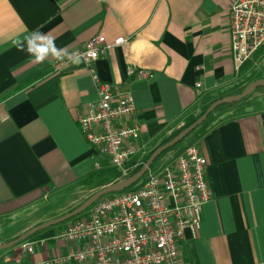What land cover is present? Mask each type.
Instances as JSON below:
<instances>
[{
    "label": "crops",
    "instance_id": "1",
    "mask_svg": "<svg viewBox=\"0 0 264 264\" xmlns=\"http://www.w3.org/2000/svg\"><path fill=\"white\" fill-rule=\"evenodd\" d=\"M233 1L0 0V244L64 215L30 218L48 192L81 186L87 191L83 202L126 178L121 170L120 176L88 187L89 180L116 168L87 142L76 121L98 98L99 83L133 97L142 145L129 161L136 166L210 103L235 97L254 79L264 80L247 79L264 58V44L234 66ZM37 28L67 52L97 34L126 40L92 63L97 82L82 61L59 65L50 58L36 64L14 46L17 37ZM140 69L151 76L140 77ZM227 104L174 155L196 144L207 160L211 189L199 228L184 230L183 264H264V91L253 88ZM17 224L2 234V228ZM65 227L52 225L29 237L33 254L20 243L1 249L0 264L66 253L73 244L55 238Z\"/></svg>",
    "mask_w": 264,
    "mask_h": 264
},
{
    "label": "built area",
    "instance_id": "2",
    "mask_svg": "<svg viewBox=\"0 0 264 264\" xmlns=\"http://www.w3.org/2000/svg\"><path fill=\"white\" fill-rule=\"evenodd\" d=\"M229 36L238 69L264 44V0L233 1ZM125 40L97 34L69 53L84 54L82 62L98 82L92 63ZM90 52L97 55L92 57ZM137 73L142 78L151 76L145 69ZM97 92L98 98L77 117V125L109 165L125 174L127 163L142 146L133 97L130 92L114 91L108 83H99ZM210 198L207 160L196 144H190L171 159H160L157 168L150 167L132 188L101 196L70 219L55 237L73 244L66 253L26 264H183L184 230L199 228L202 206ZM20 244L25 252L34 253L35 242L25 239Z\"/></svg>",
    "mask_w": 264,
    "mask_h": 264
},
{
    "label": "rangeland",
    "instance_id": "3",
    "mask_svg": "<svg viewBox=\"0 0 264 264\" xmlns=\"http://www.w3.org/2000/svg\"><path fill=\"white\" fill-rule=\"evenodd\" d=\"M261 76H264V58L261 59L259 61V63L252 68V70L248 74L247 79L251 80L254 78H259ZM254 80L257 81L256 79H254ZM252 82H254V81H251V83ZM256 89H257V91H264V86H258V87H256ZM243 91H241L240 94ZM226 105H228V104L224 103V104H221V105L217 106L216 108H214L211 111V113L197 127V129H195V131H197L198 129H200L204 125L208 124L215 117L216 113H218V111H220L221 109L226 107ZM195 131H193L192 133H194ZM192 133H190L182 141H180L175 146H173V148L171 149L172 151L169 150L160 159H162V158L171 159L172 157H174L175 153H177L179 151V149L182 146H184V143L190 142L189 139H190V135ZM160 159L156 160L152 164V166H151L152 169L157 168ZM133 164H134V162H129L126 165V167H125L126 171H125L124 177H128V174L134 169L135 166ZM120 174H121V170L119 168H111L110 170L102 172L99 175L95 176L93 179L89 180L88 181V187H91V186H94L96 184H100L102 182H105L109 179H112L115 176H120ZM48 193L45 194L44 205L42 204L40 207H38L39 211L34 212L30 217L31 219H35V218L41 217L43 215L47 216V215L65 214V213L69 212L70 208H72L76 204L77 205L81 204L80 202H82L83 198L87 194V191L81 186H73V187H67L64 189H57V190H54L52 192L50 191L49 194ZM86 209L84 211H82L80 214L84 213L86 211ZM68 222L69 221L67 220L66 222H64L60 225L66 226ZM18 225L19 224L13 225V226H8V227L6 226V227L2 228V234L7 235L8 233L15 230V228ZM42 231H44V230H42Z\"/></svg>",
    "mask_w": 264,
    "mask_h": 264
},
{
    "label": "water",
    "instance_id": "4",
    "mask_svg": "<svg viewBox=\"0 0 264 264\" xmlns=\"http://www.w3.org/2000/svg\"><path fill=\"white\" fill-rule=\"evenodd\" d=\"M258 86H264V80H257V81L250 83L244 89V91L241 94L239 93L235 97L221 98V99H217V100L213 101L212 103H210L208 105V107L205 109V111L199 117H197L193 122H191L188 126L184 127L182 130H180L175 136H173L172 138H170L166 142L160 144L155 149H153L152 152L147 157V159L145 160V162L142 164V166L136 172H134L132 175L126 177L124 180H122V181H120L114 185L104 187V188L94 192L88 198H86L79 206H77L73 210L65 213L64 215H61L55 219L37 224V225L29 228L28 230H26L24 233H22L21 235H19L15 239L8 241V242H5V243H1L0 244V250L7 248V247H10V246H12V245H14L20 241H23L27 237H29L30 235H32V234H34V233H36V232H38V231H40L46 227L61 223L63 221L70 219L73 216L80 214L82 211H84L87 207H89L95 200H97L101 196H104L108 193L119 192V191L125 190L131 184L135 183L138 179H140L141 177L144 176L146 171L151 167V164L154 162V160L163 151H165L166 149H168V148L174 146L175 144H177L178 142H180L191 131H193L197 126H199L202 123V121L211 113V111L214 108H216L217 106L224 104V103H230V102L240 100L241 98L245 97L251 89L256 88Z\"/></svg>",
    "mask_w": 264,
    "mask_h": 264
},
{
    "label": "clouds",
    "instance_id": "5",
    "mask_svg": "<svg viewBox=\"0 0 264 264\" xmlns=\"http://www.w3.org/2000/svg\"><path fill=\"white\" fill-rule=\"evenodd\" d=\"M13 43L19 51L26 52L32 57L33 63L36 64H41L50 58L60 62L67 60L73 64H79L84 59V54L69 53L66 48L57 47L55 38L51 34L41 32L39 28L24 35L23 38L17 37ZM88 55L95 57L97 53L90 52Z\"/></svg>",
    "mask_w": 264,
    "mask_h": 264
},
{
    "label": "trees",
    "instance_id": "6",
    "mask_svg": "<svg viewBox=\"0 0 264 264\" xmlns=\"http://www.w3.org/2000/svg\"><path fill=\"white\" fill-rule=\"evenodd\" d=\"M205 109H206V108H205ZM204 111H205V110H204ZM204 111H203V112H204ZM192 122H193V121H192ZM190 123H191V122H190ZM190 123H188V124L185 125L184 127L188 126ZM184 127H182L181 129L177 130L175 133H173V134H172L168 139H166L164 142H166L167 140H169L170 138H172L173 136H175V135H176L180 130H182ZM197 127H198V126H197ZM197 127H196V128H197ZM196 128H195V129H196ZM195 129H194V130H195ZM194 130H193V131H194ZM193 131H191L190 133H192ZM190 133H189V134H190ZM189 134H188V135H189ZM188 135H187V136H188ZM187 136H186V137H187ZM182 140H183V139H182ZM182 140H181V141H182ZM164 142H162V143H164ZM162 143H161V144H162ZM178 143H179V142H178ZM175 145H176V144H175ZM175 145H174V146H175ZM172 148H173V146L170 147V148H168V149H166L165 151H163V152H162V153H161V154H160V155L154 160V162H155L156 160L160 159V158H161L166 152H168V151L171 150ZM151 152H152V151H151ZM151 152H150V153H151ZM150 153H149V154H150ZM149 154L145 157V159H143V161H142L141 163H139L138 165H136V166L134 167V169L128 174V176L132 175L134 172H136V171L142 166V164L145 162V160L147 159V157L149 156ZM154 162H153V163H154ZM153 163H152V164H153ZM152 164H151V166H152ZM142 178H143V177H141L140 179H138L135 183L131 184V185H130L128 188H126L125 190H127V189L132 188L133 186H135V185H136V184H137ZM119 192H120V191H119ZM113 193H116V192H113ZM108 194H112V193H108ZM70 211H71V210H70ZM76 216H77V215H76ZM74 217H75V216L71 217L70 219H72V218H74ZM70 219H68V221H69ZM66 221H67V220H66ZM66 221H63V222L58 223V224H55V225L62 224V223H64V222H66ZM36 233H37V232H36ZM36 233H34V234H32V235H35ZM32 235H30L29 237H31ZM29 237H27L26 239H28ZM20 242H21V241H20ZM20 242H18V243H20ZM16 244H17V243H16Z\"/></svg>",
    "mask_w": 264,
    "mask_h": 264
}]
</instances>
